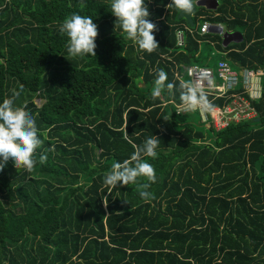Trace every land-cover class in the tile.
<instances>
[{"label":"trees","instance_id":"trees-1","mask_svg":"<svg viewBox=\"0 0 264 264\" xmlns=\"http://www.w3.org/2000/svg\"><path fill=\"white\" fill-rule=\"evenodd\" d=\"M170 2L145 0L158 28L149 54L120 30L111 0H0V103L19 91L16 104L43 141L33 171L11 160L0 171V264H264V0L197 6L192 26ZM73 13L98 26L96 57L68 55L60 26ZM204 21L241 41L223 45L217 28L199 34ZM211 46L231 68L262 72L255 117L217 131L196 112L175 111L174 72L207 64L201 51ZM158 70L176 87L153 99ZM152 135L157 156L145 160L155 198L139 196L143 178L109 193L111 165Z\"/></svg>","mask_w":264,"mask_h":264},{"label":"clouds","instance_id":"clouds-1","mask_svg":"<svg viewBox=\"0 0 264 264\" xmlns=\"http://www.w3.org/2000/svg\"><path fill=\"white\" fill-rule=\"evenodd\" d=\"M196 3L197 0H171L166 7L191 15ZM110 12L115 17L120 30L137 46L138 51L150 54L159 47L153 34L158 31V28L148 19L150 12L145 0H111ZM60 32L67 37L66 50L70 57L86 55L96 57L95 40L98 36V26L90 16L71 14L64 19ZM203 79L202 76L201 82L181 83L180 107L183 110H210L213 107L204 91ZM167 80V73L164 70H158L155 87L151 93L153 99L160 98L165 89L169 94H173L176 85ZM208 83L211 84L212 81L209 80ZM19 97L20 92L13 90L12 95L0 103V171L10 160L15 169L33 171L36 165L33 157L43 143L33 115L26 110L27 106L16 104ZM159 144V138L152 135L140 145L133 144L134 151L129 159L113 163L111 170L103 179V185L109 193L118 185L123 187L136 184L138 179L143 178L146 182L140 185L139 196L145 202L154 199V194L149 189L156 182V173L145 157L156 158V149ZM39 160L43 164L47 156L41 155ZM107 203V197H105V206Z\"/></svg>","mask_w":264,"mask_h":264},{"label":"built area","instance_id":"built-area-1","mask_svg":"<svg viewBox=\"0 0 264 264\" xmlns=\"http://www.w3.org/2000/svg\"><path fill=\"white\" fill-rule=\"evenodd\" d=\"M209 23L204 21L199 25V34L207 32ZM220 26V25H215ZM181 43V34L177 33V44ZM215 51H210L213 55ZM181 72L184 73L182 83H198L201 77L204 91L210 99L222 98L227 102L222 105H214L210 110H183L180 105L175 106L177 113L196 112L201 122H210L212 128L217 131L226 127L230 123L250 120L255 117V110L250 102L258 100L261 97V75L260 70H249L247 68L233 69L229 64L220 59L216 62L214 71L201 65L180 66ZM182 76V75H181ZM216 77V80L214 79ZM174 78L178 80L176 72ZM240 78V86L237 88V81ZM212 83L209 84L208 81Z\"/></svg>","mask_w":264,"mask_h":264},{"label":"water","instance_id":"water-1","mask_svg":"<svg viewBox=\"0 0 264 264\" xmlns=\"http://www.w3.org/2000/svg\"><path fill=\"white\" fill-rule=\"evenodd\" d=\"M215 3H216L215 0H197V3L195 4L192 14L195 12L197 6H202L205 9H214L216 6ZM191 15L179 13V11L177 10L176 17L184 19L188 26H192L193 22L191 19ZM213 28H217V33L221 35V40L223 45L229 42H240L242 39L241 35L238 32L223 31L220 26L214 27L213 25H209L207 31H211V30L213 31ZM253 121H257V118H254Z\"/></svg>","mask_w":264,"mask_h":264},{"label":"rangeland","instance_id":"rangeland-1","mask_svg":"<svg viewBox=\"0 0 264 264\" xmlns=\"http://www.w3.org/2000/svg\"><path fill=\"white\" fill-rule=\"evenodd\" d=\"M215 27V25H213ZM201 56L207 58V65L206 67H208L209 69H211L212 71H214L215 67H216V62L219 60V55H211L209 56V54L206 53V51L204 49H202L201 51ZM22 63L23 66L25 67V69L30 73V74H35L37 73V65L36 63L30 58V57H23L22 58ZM194 65H198V64H194ZM201 65V64H199ZM203 65V66H204ZM181 75L184 79H186L184 77V73L181 72ZM214 79L216 80V77H214ZM240 86V78H238L237 81V85L236 87L238 88ZM33 102L38 106L40 104V102L37 99H33Z\"/></svg>","mask_w":264,"mask_h":264},{"label":"crops","instance_id":"crops-1","mask_svg":"<svg viewBox=\"0 0 264 264\" xmlns=\"http://www.w3.org/2000/svg\"><path fill=\"white\" fill-rule=\"evenodd\" d=\"M220 27H221V26H220ZM221 28H222V27H221ZM222 30H223V29H222ZM220 36H221V35H220ZM210 51H215L213 55L218 54V55H219V60L222 59L221 55L217 52V50L214 48V46H211V50H210ZM209 55L211 56L212 54L209 52ZM181 77H182L181 75L178 76V81H179L180 83H182V82L184 81Z\"/></svg>","mask_w":264,"mask_h":264}]
</instances>
